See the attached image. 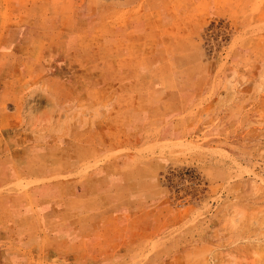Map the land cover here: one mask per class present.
I'll return each instance as SVG.
<instances>
[{"label": "rangeland", "instance_id": "rangeland-1", "mask_svg": "<svg viewBox=\"0 0 264 264\" xmlns=\"http://www.w3.org/2000/svg\"><path fill=\"white\" fill-rule=\"evenodd\" d=\"M0 264H264V0H0Z\"/></svg>", "mask_w": 264, "mask_h": 264}, {"label": "crops", "instance_id": "crops-1", "mask_svg": "<svg viewBox=\"0 0 264 264\" xmlns=\"http://www.w3.org/2000/svg\"><path fill=\"white\" fill-rule=\"evenodd\" d=\"M62 184H63V183H60V187H61V188H62ZM53 186H54V185H53V184H51V185H50V188L52 189V188H53ZM55 186H59V184H56ZM50 199H53V197H52V198H50Z\"/></svg>", "mask_w": 264, "mask_h": 264}, {"label": "bare ground", "instance_id": "bare-ground-1", "mask_svg": "<svg viewBox=\"0 0 264 264\" xmlns=\"http://www.w3.org/2000/svg\"><path fill=\"white\" fill-rule=\"evenodd\" d=\"M66 168V167H65Z\"/></svg>", "mask_w": 264, "mask_h": 264}]
</instances>
